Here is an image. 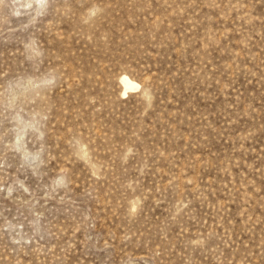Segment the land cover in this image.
Here are the masks:
<instances>
[{
    "label": "rangeland",
    "instance_id": "rangeland-1",
    "mask_svg": "<svg viewBox=\"0 0 264 264\" xmlns=\"http://www.w3.org/2000/svg\"><path fill=\"white\" fill-rule=\"evenodd\" d=\"M0 264H264V0H0Z\"/></svg>",
    "mask_w": 264,
    "mask_h": 264
},
{
    "label": "bare ground",
    "instance_id": "bare-ground-1",
    "mask_svg": "<svg viewBox=\"0 0 264 264\" xmlns=\"http://www.w3.org/2000/svg\"><path fill=\"white\" fill-rule=\"evenodd\" d=\"M122 82L125 85L124 93H126L129 89L131 90L132 88H137V86L139 85L128 76H124L122 78Z\"/></svg>",
    "mask_w": 264,
    "mask_h": 264
}]
</instances>
